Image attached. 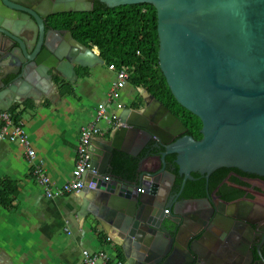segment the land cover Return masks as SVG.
<instances>
[{
    "label": "water",
    "instance_id": "obj_1",
    "mask_svg": "<svg viewBox=\"0 0 264 264\" xmlns=\"http://www.w3.org/2000/svg\"><path fill=\"white\" fill-rule=\"evenodd\" d=\"M100 1L109 7L138 3L156 7L160 67L178 102L201 119L202 137L187 133L189 126L143 88L142 107L116 112L120 125L112 139H100L102 157L92 149L96 173H85L80 215L94 216L122 248L127 264H230L204 251L214 215L227 214L229 222L250 230L264 217H248L254 212L236 199H228L227 210L218 209L210 179L224 168L264 178V0ZM94 2L0 0V112L37 99L46 86L59 85V78L75 82L77 66L105 64L98 51L75 39L71 31L59 46L42 47L48 15L89 12ZM127 133L132 136L128 145L123 144ZM152 141L158 151L149 148ZM114 150L138 159L133 179L108 174ZM171 154L172 169L167 161ZM176 168L183 177L180 188L174 186ZM193 173L206 183L205 196L191 202H206L210 209L195 207L192 215L183 209L191 199H183L182 193L186 182L196 179ZM92 193L100 201L90 208L87 194ZM241 247L249 257L240 260L255 264L253 251L246 243Z\"/></svg>",
    "mask_w": 264,
    "mask_h": 264
},
{
    "label": "crops",
    "instance_id": "obj_2",
    "mask_svg": "<svg viewBox=\"0 0 264 264\" xmlns=\"http://www.w3.org/2000/svg\"><path fill=\"white\" fill-rule=\"evenodd\" d=\"M99 65L77 67L75 82L59 78V85L46 86L37 99L28 98L24 104H13L9 109L13 115L12 110L20 113V121L25 124L36 157L29 159L25 148L18 143L0 142V264H84L85 249L103 250L112 260H125L122 248L109 239L94 216L91 213L80 215L83 189L49 197L45 186L33 173L34 167L42 163L52 186L73 178L81 128L93 120L98 104L105 101L116 78L115 72L108 67L103 76ZM108 74L112 80H102ZM142 92L143 88H135L128 82L120 102L124 107H132L139 94L143 97ZM107 110L118 112L115 103H108ZM118 126L99 122L104 134L91 142L96 156L103 154L100 139H112ZM131 140L132 136L127 133L123 144H131ZM107 171L124 180L135 176L115 174L111 163ZM91 186L94 188L95 183ZM87 195L90 208H93L100 201L99 196ZM195 205L188 206L192 215L200 207L198 203ZM100 232L106 240L102 241ZM194 239L195 236L190 241Z\"/></svg>",
    "mask_w": 264,
    "mask_h": 264
},
{
    "label": "trees",
    "instance_id": "obj_3",
    "mask_svg": "<svg viewBox=\"0 0 264 264\" xmlns=\"http://www.w3.org/2000/svg\"><path fill=\"white\" fill-rule=\"evenodd\" d=\"M50 22L51 26L68 29L84 44L97 48L107 65L114 63L118 68L127 69L133 87L147 89L189 126L188 133L202 137L201 119L178 102L160 67L158 11L152 3L109 7L95 0L89 12L59 13L51 17ZM143 104V97L139 94L138 101L131 106L139 108ZM12 112L15 121H20V113L16 110ZM169 158L173 159L175 155ZM110 163L115 174L131 177L137 169L138 159L115 150ZM174 171L180 186L183 177L178 174L177 168ZM194 174L199 176L198 173ZM204 188V178L189 180L185 195H204ZM100 238L106 240L102 232Z\"/></svg>",
    "mask_w": 264,
    "mask_h": 264
},
{
    "label": "flooded vegetation",
    "instance_id": "obj_4",
    "mask_svg": "<svg viewBox=\"0 0 264 264\" xmlns=\"http://www.w3.org/2000/svg\"><path fill=\"white\" fill-rule=\"evenodd\" d=\"M44 1H48V0H44ZM50 1L54 2L55 0H50ZM57 14L59 13L50 14L45 19L46 36H45L44 44L42 46L43 48L46 47V45L48 47L59 46L61 42L65 39L64 36L66 35V33L70 31L68 29H61L58 27L51 26L50 18ZM37 30H38L37 32V47H38L40 41V33H41L38 23H37ZM73 37L77 39L74 35ZM66 41H68L67 47L71 48L72 46L71 41L67 39ZM195 138L200 139L197 137ZM149 148L158 151L157 146L155 145V141H152L150 143ZM172 155L173 154L168 155L167 157L168 159L167 161L170 169L175 167L173 163L174 158L173 159L169 158ZM240 175L245 179L242 180ZM193 177L196 178L194 179L195 181L201 178L200 175L196 176L194 173H193ZM167 180L170 183H172V177L170 175L167 176ZM167 180H165L166 184H168ZM210 181L212 182L210 184L211 193H213V195L215 196L213 200L219 206L218 209L224 211L227 210L229 205L227 204L228 199L231 201L236 199V200H241L244 203L242 205L244 209L246 208L254 212L252 215L250 214L248 217L254 220L259 219V217L261 216L264 217V178L256 175L244 174L238 171H234L232 169L224 168L215 171ZM174 186L176 188H180L177 179L174 183ZM185 187L182 193V197L183 199L189 198L191 200L183 205V209L188 211L189 210L188 206H191L192 204L194 205L197 204L191 202L193 201L192 200L193 198L205 196V188H204V195L189 196V195H185ZM200 208L204 210L210 209L206 205V202L203 203L201 202ZM227 218H228L227 214L222 215L217 213L216 215H214L215 224H213V226L207 230L210 239H208L207 242L203 244L205 247L204 251L205 252L208 251L210 254L214 255V257L217 260H222V262L227 260L229 261L230 264H236L238 261H240L241 264H244V262H242L240 258L246 260L247 257H249V255L248 253L243 251L241 244L246 243L248 245V251L249 250L253 251L255 264L264 263V220L262 221L260 220V222H258V225L254 229L250 230L247 226L242 227L240 225H236L235 223L232 224L231 222H229ZM225 263L226 262H224V264Z\"/></svg>",
    "mask_w": 264,
    "mask_h": 264
},
{
    "label": "built area",
    "instance_id": "obj_5",
    "mask_svg": "<svg viewBox=\"0 0 264 264\" xmlns=\"http://www.w3.org/2000/svg\"><path fill=\"white\" fill-rule=\"evenodd\" d=\"M109 70L115 72L116 78L107 92L104 102L98 104L93 120L81 128L80 143L77 151V160L73 168V178L58 186L51 185V178L47 175L43 164H37L33 173L39 181L45 186L46 194L49 197L63 195L65 193L79 192L85 186V173L93 170V152L92 140L104 134L102 128L99 127V122L107 121L113 125H120L116 111L109 112L107 110L108 103H115L116 109L120 110L124 107L120 102L122 92L130 80V72L125 68H118L114 63L107 65ZM8 140L23 146L26 150V155L33 160L36 157L35 150L32 147L29 134L23 121H15L14 115L9 111L0 112V142ZM170 209H166L169 212ZM84 264H127L125 260L117 258L112 260L111 257L103 250L92 252L83 250Z\"/></svg>",
    "mask_w": 264,
    "mask_h": 264
},
{
    "label": "rangeland",
    "instance_id": "obj_6",
    "mask_svg": "<svg viewBox=\"0 0 264 264\" xmlns=\"http://www.w3.org/2000/svg\"><path fill=\"white\" fill-rule=\"evenodd\" d=\"M98 68L100 69V72H101L102 74L104 73L103 76H105V75L107 74V64H106V63H105L104 65H103V64L99 65ZM110 73L112 74V72H110ZM108 78H109V79H108ZM112 78H113V77H111V75L108 74V76L105 77V78L103 77L102 80L108 82V81H111ZM105 99H106V95H105Z\"/></svg>",
    "mask_w": 264,
    "mask_h": 264
}]
</instances>
